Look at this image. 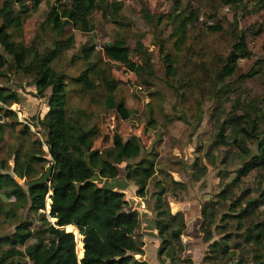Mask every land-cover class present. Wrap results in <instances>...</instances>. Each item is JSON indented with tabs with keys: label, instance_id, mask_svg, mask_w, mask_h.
I'll return each instance as SVG.
<instances>
[{
	"label": "rangeland",
	"instance_id": "374dc122",
	"mask_svg": "<svg viewBox=\"0 0 264 264\" xmlns=\"http://www.w3.org/2000/svg\"><path fill=\"white\" fill-rule=\"evenodd\" d=\"M4 1L0 0V8ZM55 1L49 0L51 4ZM111 2L122 3L121 26H115L109 17L103 18L105 12H111ZM143 7L154 17L152 20L143 17ZM187 7L197 11L199 20L188 26L185 44L177 53L173 35L177 20L174 17ZM48 14V6L43 2L36 12L24 17L20 36L14 29L9 30L14 41L24 45L34 43L40 52L50 49L56 36L45 26ZM91 23L95 28L93 33L68 31L75 36L76 44L54 64V69L67 76L68 113L79 114L85 129H98L94 149L110 148L116 133L124 141L136 137L142 146V157L128 164L142 159L155 160L156 175L148 183L145 197H140L138 188L124 179V165L118 166L120 175L115 180L100 179L97 173L95 176L100 187L122 192L128 202L126 212L137 214L139 227L135 239L142 248L140 254L132 256L147 264H227L226 259L221 258L203 262L205 257L213 258L214 254L210 251V244L203 243L199 229L204 222L203 212L212 214V230L217 244L226 243L231 249L240 244L239 250L247 251L244 232L249 222H257L264 212L261 197L264 168L253 169L246 177L239 176L250 159L241 160L234 148L216 145L221 127H224L225 135L232 133V119L245 112L251 117L264 114V0H244L235 7H226L220 0H102L91 17ZM217 25L222 31H208V27ZM240 34L246 38L251 57L239 59L232 78L218 83L216 74L223 66L220 59H226ZM117 39L126 42L130 61L142 66L145 74L129 72L104 56L103 46ZM137 41L142 43L146 53L135 51ZM91 48L90 64L119 82L116 101H122L128 110L134 112L127 121H122L114 111L106 108V93L98 83L92 92H85L74 83V79L87 68L83 50ZM0 54L9 64L0 71V85L16 92L19 97L18 104L4 106L16 115V119L6 120L10 126L0 145V164L7 161L12 167L9 147L21 145L24 126L29 129L24 145L45 141L44 130L38 121L47 112V107L45 99L34 97L32 78L17 71L1 48ZM166 55L173 57L174 77L166 75ZM148 57L150 62H147ZM249 149L253 156L257 155L255 144L249 145ZM43 150L47 154L46 146ZM47 159L50 160L48 156ZM47 167L49 165H44L43 171L46 172ZM22 182L25 184L26 181ZM23 188L26 190L25 186ZM158 195H161V204L172 215L180 213L183 216L186 226L181 236L184 250L180 251L178 243H172L168 249L175 253L174 262L167 258L166 248L154 227ZM0 202L4 208L10 202L2 191ZM233 204L235 208L229 209ZM248 204L256 208L255 214L247 221L234 219L240 210L249 208ZM26 210L19 213L20 221L27 218ZM41 214L52 224L55 222L49 217L47 207ZM30 218L32 231L43 227L38 217ZM238 224L241 231L236 229ZM16 225V221L7 222L4 215H0V238L12 234ZM219 226L226 227L225 231ZM222 232H225L224 236H220ZM228 235L230 237L224 240ZM76 240L80 241V238ZM36 242L34 237L26 246ZM24 248L18 247L21 251ZM21 262L30 264L27 260Z\"/></svg>",
	"mask_w": 264,
	"mask_h": 264
},
{
	"label": "trees",
	"instance_id": "16d2710c",
	"mask_svg": "<svg viewBox=\"0 0 264 264\" xmlns=\"http://www.w3.org/2000/svg\"><path fill=\"white\" fill-rule=\"evenodd\" d=\"M243 1L220 0L226 7L238 6ZM43 2L49 9L45 26L53 31L56 38L50 49L40 52L34 43L24 45L14 41L9 30L14 29L20 36L24 17L30 12H36ZM101 2L102 0H56L51 4L49 0H5L0 8V48L11 59L17 71L32 78L34 97L45 99L47 107V112L38 121L44 130L45 141L24 145L29 137V129L24 126L21 145L9 147L12 167L8 166L7 161L0 164V191L10 201L5 204V208L0 202V215H4L7 222H17L12 234L0 238V264H27L21 262L25 260L30 264H146L132 256L140 254L142 248L135 239L139 227L137 214L126 212L128 202L122 192L100 187L95 182V176L97 173L100 179L115 180L120 175L118 166L124 165V179L138 188L140 197H145L148 183L156 175L155 160L142 159L138 163L128 164L142 157V146L138 138L130 137L124 141L116 133L111 139L110 148L101 151L94 149V139L99 131L96 127L85 129L79 114L68 113L67 76L54 69V64L76 44L72 32L89 34L95 31L91 17ZM109 7L111 12H105L103 18L109 17L115 26H121L119 14L122 3L111 2ZM142 13L148 21L154 18L145 7ZM174 19L177 20L173 34L176 38L174 48L178 53L185 44L188 26L196 24L199 16L197 11L188 10L187 7L176 14ZM207 29L210 32L222 31L219 25ZM69 30L72 32L68 33ZM102 51L108 60L121 64L127 71L146 73L142 66L130 61V51L122 39L104 45ZM135 51L146 53L140 41L136 42ZM92 54V48L83 50L87 68L74 79V83L80 85L85 92H92L98 83L106 93V108L114 111L122 121H127L134 112L128 110L122 101H116L115 93L119 82L109 73L95 69L90 64ZM250 57L246 38L244 34H240L226 59H220L223 66L216 74L218 83L232 78L239 59ZM150 59L148 57L147 62ZM164 63L166 75L174 77L176 70L173 57L164 56ZM7 65L8 62L0 54V71ZM8 103L18 104L19 97L16 92L0 85V145L10 126L6 120L16 119L11 110L4 108ZM230 123L232 133L225 135L224 127H221L216 145L234 148L241 160L250 159L239 176L246 177L253 169L264 168V114L251 117L245 112ZM254 144L257 147L256 156L249 149V145ZM43 146L47 147V154ZM46 164L53 169L51 182L30 188V184L43 178ZM24 180L25 184L22 182ZM160 196L157 197L159 204L155 207L157 214L154 227L166 248L167 258L174 262L175 253L168 249L172 243H178L180 251H183L181 236L186 226L180 213L172 215L169 209L164 208ZM261 197L264 200V193ZM47 203L49 217L55 220L53 224L41 214ZM233 205L229 209L235 208ZM250 205L233 216L234 219L249 220L256 209ZM25 209L27 218L20 221L19 213ZM30 216L38 217L43 227L32 231L33 221ZM207 218L209 220L206 221ZM203 219L200 227L202 241L210 244V251L214 254L213 258L205 257L203 262L221 258L226 259L227 264L234 261H238V264H264V212L257 222L250 221L244 232L247 251L239 250L240 244L232 249L226 243L217 244L212 230L214 217L203 212ZM240 227L238 224L236 229L241 231ZM225 229L226 227L222 231ZM222 234L225 235V232ZM34 237L37 242L26 246ZM229 237L225 236L224 240ZM20 246L25 247L24 250H19Z\"/></svg>",
	"mask_w": 264,
	"mask_h": 264
},
{
	"label": "water",
	"instance_id": "95a60500",
	"mask_svg": "<svg viewBox=\"0 0 264 264\" xmlns=\"http://www.w3.org/2000/svg\"><path fill=\"white\" fill-rule=\"evenodd\" d=\"M53 177V169L49 166L47 167L46 173L40 180L30 184V188L36 185H43L45 183H50ZM72 233V232H70ZM73 234V233H72ZM83 257V256H82ZM82 257L80 259H82ZM232 264H238V261H234Z\"/></svg>",
	"mask_w": 264,
	"mask_h": 264
},
{
	"label": "crops",
	"instance_id": "0c3cea01",
	"mask_svg": "<svg viewBox=\"0 0 264 264\" xmlns=\"http://www.w3.org/2000/svg\"><path fill=\"white\" fill-rule=\"evenodd\" d=\"M199 231H200V229H199ZM201 233V232H200ZM201 235H202V233H201ZM157 236H158V234H157ZM220 236H224L223 234H220ZM159 238V237H158ZM184 250V249H183ZM136 259V258H135ZM168 260V259H167ZM170 260V259H169ZM144 263H146V262H144ZM147 264V263H146Z\"/></svg>",
	"mask_w": 264,
	"mask_h": 264
},
{
	"label": "built area",
	"instance_id": "2783aa9c",
	"mask_svg": "<svg viewBox=\"0 0 264 264\" xmlns=\"http://www.w3.org/2000/svg\"><path fill=\"white\" fill-rule=\"evenodd\" d=\"M47 208H49V204L47 203Z\"/></svg>",
	"mask_w": 264,
	"mask_h": 264
}]
</instances>
